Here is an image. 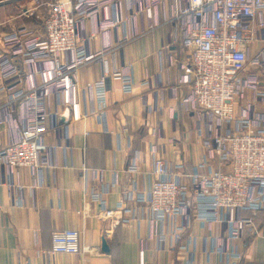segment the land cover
I'll return each instance as SVG.
<instances>
[{
  "label": "crops",
  "instance_id": "obj_1",
  "mask_svg": "<svg viewBox=\"0 0 264 264\" xmlns=\"http://www.w3.org/2000/svg\"><path fill=\"white\" fill-rule=\"evenodd\" d=\"M50 1L0 0V56L13 53L2 38L15 30L22 29L24 39L43 36ZM187 1L164 0L147 10L148 0H118L77 26L78 41L84 38L89 52L115 48V63L122 69L131 67L135 88L125 94L121 81L110 80L107 107L94 111L85 86L112 69L110 52L105 64L93 62L78 71V87L48 94L50 115L42 136L48 148L41 153V167L0 162V264H264V209L253 215L257 231L245 225L234 239L220 223L182 216L156 223L146 205L132 199L133 187L149 189L156 156H163L170 166L183 163L181 171L187 173L208 155L206 125L200 132V119L182 104L190 95V76L183 66L190 56L183 44L184 26L198 24L193 16L176 15ZM105 21L116 24L102 25ZM246 47L242 43L241 51ZM263 47L261 27L248 44L250 56ZM72 58V53L61 54L65 63ZM15 63L22 82L0 92V150L19 138L32 111L31 100L10 103L13 95L54 77L48 57L26 61L17 55ZM246 73L264 81V69L256 65H248ZM249 106L264 113V101H255L253 92L246 90L237 100V115ZM211 162L217 165L215 159ZM95 193L105 204L92 199ZM119 202L123 209L116 217L127 220L116 224L100 216ZM250 216L248 211L234 212L237 218ZM176 226L184 230L176 232ZM65 228L80 231L81 245L96 249L94 254L51 252L52 231ZM190 240L191 251L179 248ZM218 248L226 253L218 254Z\"/></svg>",
  "mask_w": 264,
  "mask_h": 264
},
{
  "label": "built area",
  "instance_id": "obj_2",
  "mask_svg": "<svg viewBox=\"0 0 264 264\" xmlns=\"http://www.w3.org/2000/svg\"><path fill=\"white\" fill-rule=\"evenodd\" d=\"M118 0H51L43 16L44 33L41 38H23V31L15 30L2 38L11 55L0 56L1 86L4 92L11 85L22 82L15 63L17 55L26 61L48 57L54 64V77L48 82L18 92L10 101L25 98L32 101V111L20 131L19 138L0 150V162L10 167H41L40 156L48 145L43 142V128L50 115L46 100L50 92L62 93L78 87V71L90 64H105V56L112 53L111 70L86 83L91 93L94 111L100 113L108 105L109 81L119 80L122 91L130 94L135 88L131 67L119 68L114 60L113 47L89 52L87 41H78L77 26L88 17ZM164 0H148L150 10ZM178 18L193 16L194 27L184 26L183 44L190 50L189 61L183 66L190 76V95L182 104L189 105L200 119L198 130L207 131L204 144L208 155L194 168L182 173L183 163L170 166L163 156H156L150 172L152 181L147 191L133 187L132 199L145 204L156 223L173 217L197 219L203 223H220L227 226V236L238 238L245 225L256 232L254 216L264 209V113L249 106L244 114L237 115V100L251 90L255 101H264V81L259 75L246 73L248 65L264 69L263 52L250 56L248 44L256 39L257 30L264 27V0H188L176 10ZM212 19L213 22L210 21ZM116 22L105 21L102 25ZM247 44L241 51L240 45ZM62 53H72L71 61L61 60ZM147 84V82H144ZM213 119L216 126L213 127ZM211 159H215L214 166ZM19 191L21 186L16 187ZM92 199H101L98 193ZM19 202L21 198L18 196ZM119 202L115 208H105L100 216L114 219L119 224L125 219L116 213L123 209ZM248 211L250 217H234V212ZM184 227L176 226V232ZM191 251L192 241L179 246ZM51 252L77 254L94 248L81 245L80 231L73 228L55 229L51 233ZM218 254L226 251L218 248ZM234 256V255H232ZM240 257V255H237Z\"/></svg>",
  "mask_w": 264,
  "mask_h": 264
},
{
  "label": "water",
  "instance_id": "obj_3",
  "mask_svg": "<svg viewBox=\"0 0 264 264\" xmlns=\"http://www.w3.org/2000/svg\"><path fill=\"white\" fill-rule=\"evenodd\" d=\"M64 119H67V115L64 116ZM103 247H104L105 250L108 249V247H107V245L105 243H103Z\"/></svg>",
  "mask_w": 264,
  "mask_h": 264
}]
</instances>
